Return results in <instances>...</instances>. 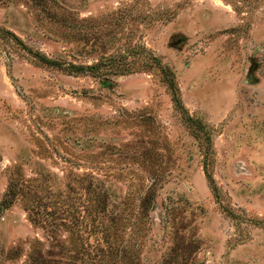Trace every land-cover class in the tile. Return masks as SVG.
<instances>
[{
	"label": "rangeland",
	"instance_id": "374dc122",
	"mask_svg": "<svg viewBox=\"0 0 264 264\" xmlns=\"http://www.w3.org/2000/svg\"><path fill=\"white\" fill-rule=\"evenodd\" d=\"M0 28V264H264V0H0Z\"/></svg>",
	"mask_w": 264,
	"mask_h": 264
},
{
	"label": "trees",
	"instance_id": "16d2710c",
	"mask_svg": "<svg viewBox=\"0 0 264 264\" xmlns=\"http://www.w3.org/2000/svg\"><path fill=\"white\" fill-rule=\"evenodd\" d=\"M5 33H10L13 36H16L14 32H12V31H10L8 29L0 28V36H3ZM35 57H37V59L39 61H41V62L58 66L60 68H63L64 70L68 69L69 71H75L74 69L80 70V71L81 70H89V69H95L97 67V65L96 66H92L91 65V66H88V67H80V66L75 67V65H71V64L70 65H63L62 63H59L56 60L49 59L48 57H46V56H44V55H42L41 53H38V52L35 53ZM166 81H168L169 87L172 90L173 100H174L176 106L178 108H180L181 110L185 111V108H184L183 103L181 101L182 99L180 98V95L178 93V87H177L175 78H173L170 75H168L166 77ZM184 118L186 119V121L190 125L193 124L194 119H192L189 115H185ZM208 177L210 178V184H213L214 183L213 178L209 174H208ZM16 195H17L16 190L13 189V187L10 185V187H9L8 191L6 192L5 196L0 201V217L3 215L5 210H7L8 208L11 207V205L14 202V198L16 197Z\"/></svg>",
	"mask_w": 264,
	"mask_h": 264
}]
</instances>
